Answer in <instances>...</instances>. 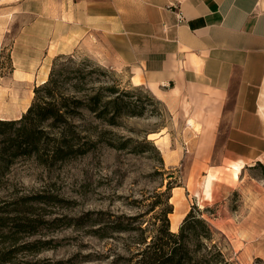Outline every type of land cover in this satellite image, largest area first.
<instances>
[{"label": "rangeland", "instance_id": "1", "mask_svg": "<svg viewBox=\"0 0 264 264\" xmlns=\"http://www.w3.org/2000/svg\"><path fill=\"white\" fill-rule=\"evenodd\" d=\"M25 20L15 22L0 48L1 120L16 119L25 111L46 71L43 55L23 65L24 73L12 74L10 51L15 49L14 38ZM20 50L28 55V50ZM84 61L115 75L99 76L95 85L117 80L127 92L122 97L126 110L141 115H123L118 126H105L84 113L77 124L92 122L98 125L96 131H105L103 141L88 153L50 168L25 157L9 163L0 183V216L6 224L0 228V264H129L139 249L138 227L147 225L153 230L160 224L153 217L161 207L149 212L150 205L155 193L165 190L170 173L173 185L180 188L177 200L169 202L172 213L196 207L217 231L214 241L229 262L264 264V170L259 166L246 170L238 183L241 168L236 164L208 178L205 174L188 178L189 159L176 169L167 167L160 143L154 139L165 134L177 143L182 141V124L147 88L133 91L140 85L130 81L128 68L112 65L106 48L75 49L57 61L55 68L76 69ZM209 179L211 183L216 180L218 194L213 203L206 204L203 200L210 197L205 182ZM197 191L201 197L195 199L190 194ZM16 211L20 225L36 224L34 229L15 233ZM116 220L131 224L133 230L115 232L112 224Z\"/></svg>", "mask_w": 264, "mask_h": 264}, {"label": "crops", "instance_id": "2", "mask_svg": "<svg viewBox=\"0 0 264 264\" xmlns=\"http://www.w3.org/2000/svg\"><path fill=\"white\" fill-rule=\"evenodd\" d=\"M23 18L18 51H10L13 75L44 55L42 83L54 57L106 48L112 65L128 68L133 85L182 124V141L154 139L167 167L189 159L195 178L236 164L239 183L264 166V0H0V48ZM215 181L206 204L218 194Z\"/></svg>", "mask_w": 264, "mask_h": 264}, {"label": "trees", "instance_id": "3", "mask_svg": "<svg viewBox=\"0 0 264 264\" xmlns=\"http://www.w3.org/2000/svg\"><path fill=\"white\" fill-rule=\"evenodd\" d=\"M63 56L53 58L46 81L33 89V98L25 112L17 119H0V183L9 163L18 157L50 168L85 155L96 143L103 141L105 131H96L98 125L91 122L83 126L75 122L82 119L84 113L92 121L105 126H118L123 115H141V112L126 110L122 97L127 92L117 80L111 85L107 82L95 85L99 76L108 74L113 78L115 75L95 67L89 61L82 62L80 68L56 70V63ZM132 89L142 91L143 86ZM144 143L149 145L145 140ZM257 166L264 170V166ZM167 178L169 181L165 190L155 193L149 211L161 207L153 217L160 224L153 230L146 228L147 225L138 227L139 249L129 264H232L214 241L217 231L202 218V212L196 207L190 208L176 232L170 231L168 215L173 212V206L169 203L171 190L179 186L173 185L171 173ZM17 213L15 233L19 229H34L36 224L21 226ZM5 225V218L0 216V228ZM112 229L117 233L133 230L131 224L117 220L112 224Z\"/></svg>", "mask_w": 264, "mask_h": 264}, {"label": "bare ground", "instance_id": "4", "mask_svg": "<svg viewBox=\"0 0 264 264\" xmlns=\"http://www.w3.org/2000/svg\"><path fill=\"white\" fill-rule=\"evenodd\" d=\"M17 76V75H16ZM45 82V81H44ZM44 82H42V83H44ZM41 83V84H42ZM149 139H152V136L151 135H149V137H148ZM210 185H211V182H210V180H207L206 182H205V191L207 192V196H209V192H208V189H209V187H210ZM179 189L180 188H173L172 189V197L170 198V203H171V201L173 200V199H176L177 200V198H178V193H179ZM179 203H178V201H176V205L175 206H177ZM182 206H183V204H182ZM186 211V209H180V211L178 212V214H174V213H172V214H169L168 215V218H169V222H170V231H172V232H176L177 230H178V226H179V224H180V222H181V220L184 218V216L185 215H183L184 214V212Z\"/></svg>", "mask_w": 264, "mask_h": 264}, {"label": "built area", "instance_id": "5", "mask_svg": "<svg viewBox=\"0 0 264 264\" xmlns=\"http://www.w3.org/2000/svg\"><path fill=\"white\" fill-rule=\"evenodd\" d=\"M178 20H182V17L180 15L177 16Z\"/></svg>", "mask_w": 264, "mask_h": 264}]
</instances>
